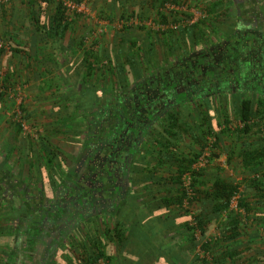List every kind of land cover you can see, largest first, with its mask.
Segmentation results:
<instances>
[{"label": "trees", "instance_id": "1", "mask_svg": "<svg viewBox=\"0 0 264 264\" xmlns=\"http://www.w3.org/2000/svg\"><path fill=\"white\" fill-rule=\"evenodd\" d=\"M72 1L80 3L82 0ZM127 1L128 0H108L109 14L107 18L110 22L108 21L107 23L109 26H111L110 23L115 16L122 17L121 19L124 18V2L126 3ZM183 1L188 2V4L192 2V0H150L149 4H143L142 2L139 11H132L127 14L128 17H135L141 21L143 20V16L149 14L147 11L148 8H144L143 6L147 5V7L152 8L156 16H158L159 22L166 24L169 19H171L172 22H176L178 21V12L177 14L172 11L166 13L163 7L166 3H172L178 6ZM222 3V0H210L209 3L203 5L205 9L203 12L209 15L213 14L214 19H218L219 21L228 12L229 9H227V7L237 2L227 0V7L225 8L221 5ZM20 5L22 6V10L26 11L27 17H25V23H23V20L18 23H8L11 28L13 27V29H9L8 32H13L14 35V38L12 37L10 39L11 41L14 40V42L9 43L10 55L21 54L32 66L40 68L43 67V62L38 56H44L40 55L41 52L45 53L43 48L48 47L52 56H57L60 63L68 62L69 64L71 60L73 61V59H75V55L79 53L77 49L80 46L82 51L80 50L76 59L78 63L83 64V71L78 75V87L68 101L74 104L80 115H83L82 118H84V122H86L88 126L84 144L87 146L93 145V149L95 150L94 144L102 142L105 143L108 148L115 149L117 144L121 142L118 136L127 131V125H125L127 123L126 121H129V126L131 122L130 118H134V128H132L133 135L131 137L136 143L133 145L130 138L128 139L129 142H126L128 145L124 143L121 146V149L126 147L131 148V150L127 152V156H129L131 160L133 159V161L127 162L126 158L118 160L117 163L122 165V167H120L121 177L124 178L126 182L128 181L131 167H136V163L138 162L135 159H139L142 162H144L143 160L145 159V163L150 165L149 162L147 163L145 152L140 154L141 151H139L140 144L149 137L152 140L151 143L156 145L157 148H160L155 156H153L155 159L154 166L146 167L149 176L147 177L148 179L144 178L143 181L148 180L154 187L147 190H150L153 194H156V192H163L160 198L165 206L171 204L174 205L175 208L183 207L182 200L184 195L180 178L183 173L190 171V166L204 148L206 140L203 139L205 133L202 135L198 133H196V135L192 134L193 142L199 146L198 151L186 153L185 151L174 150L175 146L173 141L176 138H183L184 135L192 132L191 130L189 131V123L183 124L179 121L178 110L179 108L185 110V107L189 104L190 98L194 102L202 99H199V97L193 99V97L185 91L179 92L176 90L174 92V88L178 85V81L172 79L171 76L176 66H172L168 69L167 64L171 59H179L176 55V51L179 52L180 49H182L183 42H186V44L190 46L196 43L198 34L195 29L199 28L200 21L198 24L192 23L188 27H185V29L183 28L179 31L166 28L162 31L158 30V32H151L142 25L129 27L127 24H122L123 32L115 33L113 39V58L116 57L117 62L115 61V64L112 66L113 60L108 56L106 48L104 49L101 47L98 53L93 51V47L96 46V40L92 41L93 43L91 42L90 45L81 46V43H83L86 37H84V35H82V37L80 35L77 37L74 34L76 23L81 16L69 14L61 1L21 0ZM117 5H120L123 10L121 8V10H117ZM241 7H243V4H241ZM137 12L138 15H136ZM183 15L188 19L190 18V15L187 13H183ZM125 18L127 19V17ZM26 28L27 31L23 32ZM132 28L139 29L143 32V35L140 37H131ZM228 31V33H226L227 36H225L229 38L227 41L231 42L236 40L232 39V34L234 35L237 31V27L234 29L231 28ZM244 31L247 34L246 38L250 39L253 36L252 32L248 31L246 28H244ZM187 34L190 37L189 41L187 40ZM191 37H193V39ZM242 37L243 36H241V38ZM20 40H23V43ZM2 48L3 47H0V55L3 52ZM117 48H120V50H117ZM117 52H119V55L116 54ZM42 59L47 60L46 57ZM104 59L108 62L102 65L101 60ZM102 66H106L105 69H110L113 72L112 88L100 87V84L97 85L93 83L94 81L92 83L90 81L93 76L98 74H100L99 78L102 79L104 75ZM70 71H72V67ZM44 72L45 71H43V73ZM55 78H59V76L57 77L51 74L47 86L51 87L53 83L56 86L58 82H55ZM62 83V87L69 92L75 88L67 77H62ZM167 85L169 86L168 88L166 87ZM4 88L5 87H3V89ZM147 92L152 96L154 95L155 103L160 106L156 108L152 107L153 112L151 113H143L142 108L139 107L140 112L137 111V113L128 114L131 107L124 104L129 103L131 97L135 95L138 98L136 106H138L139 103L146 102L148 100L146 98L149 96L146 94ZM165 93L166 95H164ZM175 95H178L179 101L175 99L177 97H173ZM4 96L5 94L0 88V109ZM62 97L65 100L63 95ZM181 98L183 99L180 102ZM231 102L234 104L233 109L236 115L235 117L239 120V124L242 123L241 128L236 129L234 135L235 139H233L235 140L233 145L237 141L238 143H242L236 155L238 159L237 162L239 167L243 168L248 173L237 183L229 179L216 178L211 187L206 189L202 187L203 183L201 181V177L206 174V169L199 172H192V187L195 198L190 210L193 211V214L189 213V208L187 210H182L186 217L183 224L185 234L182 238H179L178 235L174 237L175 232L177 233L176 228H178L176 225L166 228L162 227L160 229L161 232L153 235L147 234L150 229L148 224L154 221L155 224L160 225L168 220L166 218L167 215H165L166 213L154 217L149 216L148 220L144 223H139V221L133 217L130 225L133 229L132 233L142 238L145 244H147L148 252L146 253V259L155 261L152 264H264V253L245 252V254L239 247L242 245L239 239L243 237L242 233L240 234L239 232L240 224L241 231H243L242 228H245V223L243 224V221L250 223L255 222L253 220L251 221L250 217L247 216V211L250 206L246 203V197H248V195L253 197L255 199L254 204L262 205L264 202V100L261 98L257 99V103L254 107L251 99L241 98V95H239V97L235 96L234 100ZM162 105H164V107H162ZM78 106H80L79 108L81 109H78ZM170 106H172V108ZM221 110L226 111V105L223 103ZM223 111L220 112L225 117L223 122L227 125L230 119ZM207 116L205 112L201 114L200 117L202 122L197 127L202 130L205 126L207 128L206 134H213L209 125L210 117ZM116 119H118V127L115 129V132L118 134L114 141L111 139V129L114 127L115 124H113V121ZM145 119H147L148 122H144ZM89 122H91V125H89ZM109 122L110 124H108ZM228 130V128L224 127L221 133L223 134V132ZM102 131H105L103 134L104 137L98 139L99 136L96 135L95 132L100 134ZM110 139L111 142L109 141ZM213 146H222L220 136L215 135ZM228 148V150L233 149L229 146ZM8 150L6 149V151ZM94 150L91 151L93 157H95L97 152H100ZM227 152L232 153L233 151ZM212 154L215 158H218L220 151H213ZM49 156L54 157L53 155ZM107 156L110 155L107 154ZM226 159L228 161L231 160L230 156ZM91 160L90 158L89 161ZM164 166L167 167L166 170ZM2 168L1 163L0 170ZM134 171H136V169H134ZM2 179L3 178L0 177V187L1 185L3 186V182L6 183ZM58 185H61V183H58ZM7 187L8 186L5 188ZM16 189L17 188H15V191ZM71 189L72 188L69 187V190L65 189L64 191L70 193ZM54 190L55 187L53 188V191ZM42 192H44V189ZM234 196H238L236 207L243 210L241 218L237 213L230 210V202ZM148 203L149 201L145 206L148 205L147 208H150L151 206ZM206 204H209L210 208H208ZM195 205H198L197 209H195ZM199 205H201L202 210H200ZM132 210L133 209L130 210V213ZM108 213H111V211L103 212L102 214L108 215ZM222 213H226V217L223 221L225 223L222 224L225 231H222V229L221 231L218 230L220 235L216 240L208 241L205 239L199 245V241L195 239L194 230H199L201 238L206 237L210 232L209 225L212 222L217 223L216 219ZM213 214L216 216L212 217ZM76 218L77 224L75 227H78L82 221L81 218L77 216ZM243 218L245 220H243ZM129 221L130 220H128V223ZM116 224L117 227H122V224ZM259 228L263 230V233H261L258 238L260 242L263 243L264 223L262 226L259 225ZM256 230L258 231V228H256ZM182 240L184 242H182ZM198 245L200 246L199 254L195 253ZM243 248L246 249L247 247L244 246ZM89 257L91 258V256ZM96 258L97 257H92L91 262L95 261Z\"/></svg>", "mask_w": 264, "mask_h": 264}, {"label": "rangeland", "instance_id": "2", "mask_svg": "<svg viewBox=\"0 0 264 264\" xmlns=\"http://www.w3.org/2000/svg\"><path fill=\"white\" fill-rule=\"evenodd\" d=\"M21 0H0V47H3V52L0 55V88L2 89V92L5 94L1 104L0 109V149H9V155L8 161L9 165H7V168H3L4 170L0 171V177H2L3 185H16L15 188L16 192L18 191L20 198H24L26 200L27 205L23 204L22 208L28 209L31 206L35 205H41V202L45 197L51 198L49 201L52 205H54V214H56L55 218L62 219L63 224L61 226H64L66 224V221L70 219V217L74 218L77 213H75L74 210V203L81 204V198H79V186H74L76 178H79L81 174V178L83 179V169H86L88 166V163L92 164L94 161L87 160V156L91 154V151L93 149V145L87 146L85 145V135L87 130L86 122H84L83 115H80L78 110L75 108L73 103H70L68 99L73 95L75 90L78 87V75L82 73L83 71V64L78 63L75 55V61L72 63L71 61L69 64L72 65L69 66L68 62L66 63H60L57 56H52L49 48H43L46 53L41 52L40 56L41 61L43 62L44 67V73H40L39 77H34L31 81L30 76L32 77V72L34 69H40L32 66L30 68V71L25 68L24 70H20V61L19 56L17 57V54L10 55L9 53V43L14 42L10 39L13 37V32H8L11 26H9L8 23L10 22H19L21 20H25V17H27L26 11L22 10V6L20 5ZM56 1V0H53ZM210 0H192L191 3L188 4V2L183 1L180 5H174L172 3H166L163 7L166 13L169 12H178V21L172 22L171 19L168 20L166 24H163L158 21V16H156L155 12H149V14H146V16H143V20L141 21H149L150 25L145 26L146 24H140V21L138 19L128 17L127 11L123 14V19H121L119 16H117V19L114 20V22H111V26H107L108 23H102L101 20L102 16L100 13L96 12L94 9V5L92 0H82L81 2H84L85 5L89 9V15L81 16L79 18V21L76 23V30L75 35L78 37L79 35L82 37H86V39L83 40V43H81V46L91 44L92 41L96 40V46L93 47L94 52H99L101 50V47L104 49L106 48L108 56L110 57L112 61V66L115 64V61L117 62V58H113V39L115 33H121L123 32V25L129 27H136L142 25L143 27L147 28L151 32H158L162 31L166 28L169 30H180L185 29V27H188L192 23H199V28L195 29V31L198 34V40L195 44L190 46L187 45L186 42L182 44V49H180L179 52L176 51L177 57L181 60L182 58H186L189 55V53H199L203 50L210 48L211 46H217L221 47L222 43L220 41L227 39L226 33H228L231 28L234 29L236 25V12H235V5L232 3L230 6L227 7V0H222V6L225 8L227 7L228 12L226 15H224L219 21L218 19H214L213 14L209 15L208 13H204L203 11L205 3H209ZM244 2L243 0H233V2ZM186 3V4H184ZM264 6V0H255V3L252 4L250 7L252 9H255L254 14L255 18H259L263 16V13H261L259 10L262 9ZM140 8L138 9V11ZM183 13H187L190 15V18H186ZM99 14V15H98ZM138 15V12L137 14ZM213 16V17H212ZM127 17V19L125 18ZM203 20V21H202ZM202 21V22H201ZM204 22V23H203ZM25 23V21L23 22ZM146 23V22H145ZM244 24V23H243ZM244 26V25H243ZM191 27V26H190ZM131 31V37H140L143 35V32L140 31L137 28H132ZM190 29V28H189ZM199 29V30H198ZM7 30V32H6ZM19 31V30H18ZM27 31L23 30V32ZM228 31V32H227ZM241 32L236 31L234 35L232 34V39H236V41H240V34ZM10 38H9V37ZM9 38V39H8ZM193 39V37H191ZM187 40H190V37L187 34ZM231 41L227 42L229 44L228 48H236L235 51H233L232 54L236 55V59L238 60V57L240 55H243L244 58H248L244 61H238L235 62L236 67H240L241 64V74L249 71L254 68L255 65L261 64L262 67V73L264 74V50H263V56H261V59H255L251 53L254 47L251 49H248V46L246 44V47L244 48L245 44L241 48V43L244 41L241 38V43ZM23 43V40H21ZM236 42V45L235 43ZM93 43V42H92ZM224 44L226 42L224 41ZM231 44V45H230ZM264 49V48H263ZM42 50V49H41ZM81 47L79 46L77 49V52H80ZM117 50H120V48ZM82 51V50H81ZM242 53V54H241ZM119 55V52L116 53ZM247 56H246V55ZM115 55V56H117ZM121 55V54H120ZM252 57V59L250 58ZM17 57V59L15 58ZM47 58V60L42 58ZM54 57V58H52ZM179 59H171L169 60L167 67L170 69L172 66H175V63L178 62ZM120 60V59H119ZM118 60V61H119ZM262 60V61H261ZM25 61L28 62V60L25 58ZM108 61L106 59L101 60L102 65H105ZM242 62L244 65H242ZM29 63V62H28ZM24 64V62L22 63ZM109 65V63H108ZM72 67V71L71 70ZM104 69V75L102 76V79H100V74L93 76V78L90 79L91 83H96L97 85L100 84V87H108L112 88V70L105 69L106 66H102ZM184 68V67H183ZM185 69V68H184ZM36 71V70H35ZM215 75H212L208 71L206 72V77L209 79L213 78V82H216L217 79H220L221 77H218L220 75L218 72H213ZM250 73V72H249ZM252 74H256L255 71L251 72ZM48 74V75H46ZM51 74L53 76L57 74L56 76L59 78H55L58 82L56 86H51L50 89H43L41 88V83L43 84V87L48 84L49 78L51 77ZM251 74V76H252ZM30 75V76H29ZM250 75V74H249ZM48 76V77H47ZM61 76V77H60ZM173 76V75H172ZM171 76V77H172ZM62 77L69 78L72 85L75 87L72 90L67 91L65 88H63L62 83ZM224 78V86L222 88H228L231 81L234 79H238L237 77H225ZM249 77V76H248ZM43 79V81H41ZM49 79V80H48ZM190 83L191 85H198V83H193L192 79ZM220 81V80H218ZM217 81V82H218ZM227 81V82H226ZM111 82V83H110ZM207 82V81H206ZM205 82V83H206ZM28 83L29 88H26L25 91H17L16 88L18 85H26ZM203 83V85L205 84ZM250 85H249V84ZM248 86L255 87L254 83L248 82ZM184 86V85H182ZM200 86V85H199ZM3 87H5L3 89ZM192 94L191 96L193 98H198L203 95V91L199 90V88L196 86L192 87ZM241 88V87H240ZM229 89V88H228ZM177 90L174 88V91ZM241 90V89H240ZM72 91V92H71ZM171 92V91H170ZM168 92V93H170ZM210 94V93H209ZM62 95L65 97H62ZM166 95V93L164 94ZM163 95V96H164ZM183 96V95H182ZM181 96V97H182ZM211 96V95H210ZM175 98L177 101L178 95ZM243 98H249L252 100V103L255 107V104L257 103V99L253 96L245 95ZM183 98L180 99V102ZM205 99V98H203ZM202 100H197L196 102L192 101L188 104V106L185 107V110H182L179 108V119L183 124H190V129L192 132L186 134L183 136L182 142L183 144H178L179 138L175 139L177 142H174L175 151H185L186 153H192V151H198L199 146L195 144L193 141L192 144H185L186 142H191L189 140L192 138V134L198 133V134H204L203 139L206 140L208 137H214L220 136L221 140H223V146L215 147L213 146V151H220V155L218 158H215L212 155L213 161L211 162V165H209L205 171L211 168L213 166V163L215 161V164H221L218 159L221 158V151H238V148L241 146V142L238 143V141L233 145L235 142V132L236 129L241 128V124H239V120L235 117L234 113V104L231 102L229 95H225V97H220L217 101V98L213 97V99L210 98L212 101L204 102ZM175 100V101H176ZM176 101V102H177ZM222 103L226 105V111L221 110ZM157 103L155 101H150L149 103H139L138 107L147 110L148 108H151L152 106H156ZM133 106H136L135 104ZM80 106H78V109ZM151 110V109H149ZM223 111L225 113L229 120V123L226 125L223 121L225 117L220 112ZM153 112V111H152ZM205 112L206 115L210 117V120L213 121L212 125H210L212 129L213 134H206L207 128L204 126L201 129H199L197 126L202 122L201 120V114ZM200 113V114H199ZM91 115V114H90ZM207 116V117H208ZM90 117V116H89ZM131 120V119H130ZM125 125L128 126V120ZM19 125V128H18ZM89 125H91V122H89ZM225 128H228V131L221 133V131ZM182 129V128H181ZM181 134V133H180ZM88 137V136H87ZM111 142V139L109 140ZM207 141V140H206ZM61 142V145H58ZM151 138H147L144 142H142L139 146L140 154H143L145 152V157H147V163L154 164L155 159L153 156H155L156 152L159 151L160 147H156V145L151 143ZM206 145V142H205ZM227 145V148L225 146ZM233 145V146H232ZM58 146L63 150H59ZM229 147L233 148L231 150H228ZM100 147V146H99ZM105 147L108 148L106 145ZM95 148V147H94ZM11 151H19L20 156L18 157L16 154H12ZM31 151V152H30ZM18 154V155H19ZM48 154V155H47ZM139 154V155H140ZM49 155H53L49 156ZM138 155V157H139ZM21 157L22 162L18 166V159ZM137 157V158H138ZM49 159V160H48ZM225 159V158H224ZM140 163L141 160L135 159ZM52 161V162H51ZM144 164L145 159L143 160ZM226 159L224 164L226 165ZM142 163V161H141ZM84 166H87L86 168ZM140 166V165H139ZM165 170L167 169L166 166H164ZM228 171H232L234 173V170L229 169ZM79 172V173H78ZM172 172V171H171ZM19 174V180L25 182V185H23L21 182L17 180V175ZM231 175V174H230ZM236 177H242L240 172L235 173ZM79 179V181H80ZM26 180V181H25ZM46 180H50V184ZM60 180L61 185H58L55 187V190L53 191V188L50 185L53 184V182H58ZM18 181V182H17ZM74 181V183H73ZM46 185V187H45ZM49 185V187H48ZM82 185V184H81ZM69 187H73L71 189L70 193L65 192L64 190H69ZM14 189V188H12ZM12 189H9V191L0 189V200L4 203L7 202L9 199H11V193H13ZM44 189V192L42 190ZM51 197H48L47 193L50 191ZM76 189H78V192L76 193ZM49 190V191H48ZM128 191V190H127ZM128 193V192H127ZM129 194V193H128ZM159 194H163V192H160ZM49 195V196H50ZM80 195V194H79ZM130 196V195H129ZM66 197V198H65ZM12 200V199H11ZM35 201V202H34ZM34 204V205H33ZM235 204V202L233 203ZM31 205V206H30ZM72 205V208L70 207ZM65 207V209H60ZM71 208V209H70ZM52 209V208H51ZM53 210V209H52ZM3 210H0V215L3 213ZM44 215L49 216L52 212L49 210L44 209L43 210ZM74 213V214H73ZM24 214V213H23ZM4 216V215H1ZM24 216V215H23ZM60 217V218H58ZM19 219V218H17ZM57 220V221H58ZM19 221V220H18ZM96 221V222H95ZM100 221L99 218L97 219H90L86 220L78 227L74 226V231H72L69 236V238L62 239L61 243L62 245L67 246L68 244L76 245V250L79 249L77 245L82 244L81 243V234H85L86 231H91L96 227L95 223H98ZM113 219L110 220L109 218L106 219L105 227L111 228L113 224ZM115 223V222H114ZM154 221L150 223V228H154ZM21 225L20 221L18 222L19 228ZM158 226L155 224V227ZM108 229V230H109ZM154 230V229H152ZM241 230V226H240ZM211 231V230H210ZM81 232V233H80ZM33 233V231H32ZM28 234V233H27ZM68 236V235H67ZM199 245L201 244L200 241H203L202 238L199 240ZM67 244V245H66ZM19 248V247H18ZM67 247H65L66 249ZM62 254L61 252L55 253V255Z\"/></svg>", "mask_w": 264, "mask_h": 264}, {"label": "flooded vegetation", "instance_id": "3", "mask_svg": "<svg viewBox=\"0 0 264 264\" xmlns=\"http://www.w3.org/2000/svg\"><path fill=\"white\" fill-rule=\"evenodd\" d=\"M241 4H243V7H241ZM234 5L236 12L235 18L237 21L234 28L237 27V31L241 32L240 37L243 36L242 39L244 40L241 43L240 38V41L238 42L241 43V48H243L242 46L244 44V48L246 47V44L248 49L254 47L255 49L251 51L250 55L252 54L255 59H261V56H263L262 52L264 50V23L262 21V16L258 19L255 18L254 14H256V12H254V9H252L250 5H245V3L242 1L234 3ZM243 25L244 27H242ZM244 28L252 32L253 36L250 39L246 38L247 34L245 33ZM227 40H229V38L220 41V43L223 42L221 47L211 46L205 51L203 50L199 53H189V55H185L187 56L186 58H182L181 60L179 59L178 63L175 64L176 68L172 73V79L178 81V85L175 86V89H177L179 92L185 91L187 94L191 95L193 89L192 87L194 86L195 88L197 86L199 90L203 91V95H201L199 99L210 97V95L211 97L215 96L216 98H222L228 94H239L241 95V98H243L245 95H249L250 97L253 96L256 99L261 98L264 100V74H261L263 67L261 64L262 62L259 65H255L252 70L249 69V71L247 70L241 74V64L240 67L237 68L235 62L247 60L249 57L246 59L243 57V55H240L237 60L236 55L232 54L236 48H228L229 44H224V41L229 42ZM236 42H234L235 45ZM250 58L252 59L251 56ZM242 65H244L243 62ZM207 71L212 75H215L213 72H218L220 74L218 77L221 78L217 79L216 82H213L212 80L215 79L214 76L212 79H209V77L207 78L205 76ZM252 71H255L256 74H252ZM223 76L227 78L233 76L237 77L238 79H234L230 82L228 87L229 89L227 87L222 88V86H224V79H226ZM189 78H193L192 82H197L198 85L189 84L191 81ZM248 82L251 84L254 83L255 87L248 86ZM203 83L205 84L203 85ZM166 87L168 88L169 86L167 85ZM146 94L149 96H147L146 99L148 100L144 103H149L150 101L155 100L154 95L152 96L148 92ZM173 97H176V95ZM137 99L138 98L136 95L132 96L131 101L124 104L131 107V110L128 112V114H134L137 113V111L140 112L138 106H133L134 104L137 105ZM189 100V103H191L192 99L190 98ZM158 106L160 105L156 104V106L152 107L156 108ZM172 106L170 107L172 108ZM152 107L148 108L147 110L142 109L143 113H151ZM162 107H164V105H162ZM130 119L131 122L130 125L127 126L126 133H120L121 135L118 136L121 142L117 144L115 149H107V147H105V143L102 142L94 144V151L100 152H97L95 157H93L91 154L87 156V160L91 158L94 162L92 164L88 163V167L84 166L85 168L87 167L82 171L84 178L80 179V174L79 178H76L75 180V183L77 184H73L74 186L78 185L80 188V195L78 194V196L81 198L79 199L81 200V204L79 205L78 203L76 204V202H73V206H75L74 210L75 213H77L76 216L81 218L82 222L92 218H97L102 212H110V209L115 205H122L124 202H126L125 200L128 196L127 182L121 177L122 174L120 172V167H122V165L118 164L117 162L121 158H126L127 162L133 161V159L131 160L130 157L127 156V152L130 151L131 148L126 147L121 149V146L124 143L125 145H128L126 144V142H129L128 139L131 138L132 140V128H134L133 125L135 119ZM144 122H148V120L145 119ZM108 124H110V122ZM113 124H115L114 127L112 129L110 127L112 130L111 139L115 141L116 135L118 134L115 132V129L118 127V119L114 120ZM104 133L105 131H102L100 134L95 132V134L99 136L98 139H102L104 137ZM133 141L134 139L132 140V144L134 145L136 142ZM175 141L177 142V140H174L173 143ZM107 154L110 156H107ZM5 187L6 186L3 185L0 188L2 190L9 191V188ZM76 190L77 193L78 189ZM14 193L17 195L18 191ZM17 197L21 202V206H23V204H28L24 198L19 197V194ZM50 200L51 199L45 197L40 206L37 204L35 206L30 205L31 207L28 209L22 208L24 214L21 213L19 215L21 228L20 232L17 234V247H13L15 252L12 255L10 264H47L49 260L54 259L56 251L62 247V239L66 237L69 238L70 234H72L71 232L74 231V226L77 224L76 216H74V218L70 217V219L64 223L66 225L61 226V224H63L62 219L58 220L55 218L56 214H54V211L56 210L54 209V205L49 202ZM70 207L72 208V205ZM44 209H50L52 213L49 214V216H46L43 212ZM60 209L63 210L65 207Z\"/></svg>", "mask_w": 264, "mask_h": 264}, {"label": "crops", "instance_id": "4", "mask_svg": "<svg viewBox=\"0 0 264 264\" xmlns=\"http://www.w3.org/2000/svg\"><path fill=\"white\" fill-rule=\"evenodd\" d=\"M5 1V0H4ZM145 1V2H144ZM245 5L247 4L248 6L252 5L255 3V0H243ZM93 5H94V10L104 18L101 20L102 23H106L109 21L107 18L109 12V3L108 0H92ZM143 4H149L150 0H128L126 3L124 2V11H127V13L132 12V11H138L139 7ZM114 6V5H113ZM144 8H148L147 11L154 12L152 8L147 7V5H143ZM142 6V7H143ZM117 10H121V6L117 5ZM115 8V6H114ZM121 8V9H120ZM116 10V9H115ZM123 10V9H122ZM255 10V9H254ZM261 13H263L262 16V21L264 23V6L262 9L259 10ZM119 12V11H118ZM124 13V12H123ZM99 15V14H98ZM117 19V16L113 18V21ZM118 20V19H117ZM110 22V21H109ZM109 26V25H107ZM21 39V37H20ZM21 41V40H20ZM46 53V51H45ZM77 53V52H76ZM80 53V52H79ZM77 53V55H79ZM19 56V57H18ZM17 57L19 58L20 61V70H24L27 68V70L30 71V68L32 67L31 63H28L25 61V57L22 56L21 54H17ZM17 57H15L17 59ZM40 58V56H38ZM75 60L71 61L72 63ZM24 62V64H22ZM71 63V65H72ZM69 64V66H71ZM36 70V71H35ZM44 67H40V69H34L32 72V77L30 76L31 81L33 80V76L39 77L40 73H43ZM48 75V74H46ZM55 74L54 76H56ZM48 77V76H47ZM43 81V79L41 80ZM47 85V83H46ZM26 88H29L28 83L26 85H18L16 90L17 91H25ZM41 88L45 89H50V86L43 87V84L41 83ZM230 96L231 100H234L235 96L239 97V94H228ZM215 98V96H213ZM213 97H207L204 99V102L212 101L210 100L213 99ZM202 99V98H201ZM219 98H217V101ZM183 110V109H182ZM180 121V120H179ZM181 122V121H180ZM212 122L210 120L209 124L212 125ZM191 142H186L185 144H192L193 140L190 138ZM178 144H183L182 139L178 140ZM223 140H222V146H223ZM196 144V143H195ZM61 145V142L58 144ZM242 146V143H241ZM227 148V145L225 146ZM58 149L63 151L59 146ZM31 152V151H30ZM238 151H233L232 153L227 152V151H221V158L218 160L222 162L221 164H215V161L213 163V166H211L210 169L206 171L205 176L201 177L202 181V187L209 189L214 182L216 178L219 179H229L232 180L234 183H237L241 181L244 175H246L248 172L244 170L243 168L239 167L238 164V159L236 157ZM12 154H19V151H11ZM20 156V154L18 155ZM9 155V151H6V149H0V165L2 163L3 168H7V165H9V162L7 158ZM230 156V161H228L226 158ZM7 158V160H6ZM226 159V165H222L225 162ZM10 160V159H9ZM22 162L21 157L18 159V166ZM4 163V164H3ZM144 164L143 162L141 163H136V167H131L130 169V174L129 178L127 181V189H128V196L126 197V202L124 204H118L112 207L111 213H108L103 215L102 213L97 217L100 219V221L96 224V227L91 230V231H86L85 234H81V243L80 245H77L79 247L78 250H76V245L68 244L67 246L62 245L56 252L59 253L61 252L62 254L55 255L54 259L49 260L47 264H152L155 261L152 260H147L146 253L147 251V244L143 241L142 238L133 235V229L130 227L133 217L139 221V223H144L145 221L148 220L149 216H156L160 215L163 213H166L165 215L166 218L168 219L165 223L160 224L152 229L151 228L148 230L147 234L148 235H153L156 233L161 232L160 229L176 225L178 228H176L177 233L175 232L174 237L182 238L185 234L184 230V222L186 220V217L184 216V212L182 210L183 207L175 208L174 205H167L163 204L161 202V194L157 193L153 194L150 192L151 187H153L148 180L143 181L144 178H147L148 171H146V167H152L154 164L150 165H142ZM140 165V166H139ZM1 169L0 171L4 170ZM136 169V171H134ZM229 169L234 170V173L232 171H228ZM160 171V170H158ZM240 172L242 177H236L235 173ZM231 174V175H230ZM19 174L17 175V180L21 182L23 185H25V182L22 180L20 181ZM19 178V179H18ZM148 179V178H147ZM17 181V182H18ZM26 181V180H25ZM50 184V180H46ZM58 183H61L60 180L58 182H53L49 188L56 187ZM6 186H8L6 184ZM2 187V185H1ZM9 187V186H8ZM16 187V185H15ZM14 185H10L9 188H14L13 189V195H11V199H9L7 202H3L0 200V210L2 209L3 213L0 215V264H10V261L12 260V255L15 252L14 248H16L17 244V234L20 232L21 226L16 230L18 227V220L20 214L23 213L21 202L19 201V198L17 195H15ZM46 187V185H45ZM154 188V187H153ZM49 191V190H48ZM51 189L48 192V197H51L50 195ZM50 195V196H49ZM130 195V196H129ZM163 195V194H162ZM20 197V195H19ZM51 199V198H48ZM149 201V205L152 207L147 208L145 206L147 202ZM255 199L251 196L248 195L246 197V203L247 205L250 206L249 210L247 211V216L250 217L251 221H255L253 223L243 221V224L245 223V228H242L243 231L240 230L239 227V232L240 234L242 233L243 237L242 239H239V242L242 244L240 247L241 251L244 253L247 252H254L258 254L264 253V242H260L258 236L263 233V230L259 228V225L262 226L264 223V202L262 205L260 204H254ZM208 202V201H207ZM237 205V201L235 202V206ZM208 208H210L209 204H206ZM166 209H165V208ZM200 210H202L201 205H199ZM198 208V205H195V209ZM132 212L130 213V210ZM230 210L233 212L237 213L239 217L241 218V214L243 215V210L239 207L232 208L230 206ZM229 210V211H230ZM216 215L213 214L212 217H215ZM226 217V213H222L220 216L217 217L216 222H212L209 225V233L214 232V234L221 231H225L224 227L222 226L224 219ZM245 217V216H244ZM94 218V219H97ZM109 218L110 220L113 219V224L111 228L105 227V221L106 219ZM128 220L129 223H128ZM243 220H245L243 218ZM258 221V222H257ZM96 222V221H95ZM115 222V223H114ZM116 223L122 224V227H117ZM150 226V224H148ZM241 226V224H240ZM258 228V231L256 230ZM109 229V230H108ZM107 230V231H106ZM245 230V231H244ZM81 233V232H80ZM242 240V241H241ZM182 242H184L182 240ZM19 244V243H18ZM246 246L247 248H243ZM14 247V248H13ZM65 247H67L65 249ZM200 246L198 245L195 253L199 254V248ZM246 254V253H245ZM243 254V255H245ZM88 255V257H87ZM91 256V258L89 257ZM92 257H97L95 261H92Z\"/></svg>", "mask_w": 264, "mask_h": 264}, {"label": "built area", "instance_id": "5", "mask_svg": "<svg viewBox=\"0 0 264 264\" xmlns=\"http://www.w3.org/2000/svg\"><path fill=\"white\" fill-rule=\"evenodd\" d=\"M61 1L62 5L66 9V11L69 14H77L80 16H86L89 15V9L85 5L84 2L76 3L72 0H56ZM146 22V23H145ZM140 24H146L145 26H149V21H140ZM242 126V123H241ZM206 145L200 152V154L194 159L192 165L190 166V171H187L182 174L180 178V183L183 191V200H182V206L184 210H187L189 208V213L193 214V211L190 210V207H192V204L194 203L195 193L193 191L192 187V172H199L205 170L209 165H211L212 159V153H213V143L215 141L214 137H208L206 138ZM238 196H234L231 199L230 206L232 208H235L234 202L237 201ZM191 221V220H190ZM193 223V222H192ZM191 224V222H190ZM220 234L214 232L209 233L206 237L202 238L203 241L207 239L208 241L216 240L219 237ZM194 236L196 240H199L201 238V233L198 229L194 230ZM210 237V239H209ZM200 241V242H203Z\"/></svg>", "mask_w": 264, "mask_h": 264}]
</instances>
